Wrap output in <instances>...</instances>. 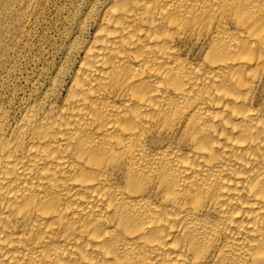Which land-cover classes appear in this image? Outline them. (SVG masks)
I'll list each match as a JSON object with an SVG mask.
<instances>
[{
	"label": "bare ground",
	"instance_id": "bare-ground-1",
	"mask_svg": "<svg viewBox=\"0 0 264 264\" xmlns=\"http://www.w3.org/2000/svg\"><path fill=\"white\" fill-rule=\"evenodd\" d=\"M81 51L0 102V264H264V0H106Z\"/></svg>",
	"mask_w": 264,
	"mask_h": 264
},
{
	"label": "rangeland",
	"instance_id": "rangeland-1",
	"mask_svg": "<svg viewBox=\"0 0 264 264\" xmlns=\"http://www.w3.org/2000/svg\"><path fill=\"white\" fill-rule=\"evenodd\" d=\"M106 0H44L27 11L0 1V102L18 108L55 80L69 79Z\"/></svg>",
	"mask_w": 264,
	"mask_h": 264
}]
</instances>
